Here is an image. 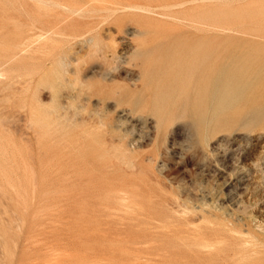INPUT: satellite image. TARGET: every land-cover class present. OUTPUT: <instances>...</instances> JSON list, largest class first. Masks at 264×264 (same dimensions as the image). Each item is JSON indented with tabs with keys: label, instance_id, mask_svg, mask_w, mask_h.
<instances>
[{
	"label": "rangeland",
	"instance_id": "1",
	"mask_svg": "<svg viewBox=\"0 0 264 264\" xmlns=\"http://www.w3.org/2000/svg\"><path fill=\"white\" fill-rule=\"evenodd\" d=\"M171 13L93 20L98 45L64 41L59 80L35 48L5 66L0 264H264V0ZM53 24L35 0H0V62ZM236 68L257 75L237 100L218 84ZM199 233L222 261L191 254Z\"/></svg>",
	"mask_w": 264,
	"mask_h": 264
},
{
	"label": "bare ground",
	"instance_id": "2",
	"mask_svg": "<svg viewBox=\"0 0 264 264\" xmlns=\"http://www.w3.org/2000/svg\"><path fill=\"white\" fill-rule=\"evenodd\" d=\"M35 1H36V3H38V5L40 7H42V6H48V7L51 8V13L54 15V19H55V24H53L52 26H50L47 29L44 26L38 27L37 34H35L33 37H30V38H27V39L23 40L22 43H20L18 45H15V47H11L10 48V53H9L10 55L5 56L4 57V61H1L0 62V83L3 82V81H6V80L7 81L8 80L13 81L14 79H18L19 78V77H15L14 78L12 76L9 77L7 75L8 72H6V70L4 68L11 61H14L15 59H17L19 55L21 56L23 54L29 53L34 48H35L34 53L37 54V55H39L40 62H42L44 60V58H47L49 56L52 57V60H53V65H52L53 66V71H52V75L57 80H59V78L61 77V73H59L58 70H59V68L66 66V64H65V60L66 59L64 60L63 56L60 53L61 50H62V45H63L64 41H66V40H69L70 42L71 41L72 42L83 41V46H84V44H92V45H95V46L98 45L97 44L98 42H96L97 40H96V37L94 35L96 30H94V28H93V26H94L93 20H95V19L98 20V18H100L102 20L101 24L105 25V24H108L113 19L114 20H117V21H121V20H134V21H136L138 19H143L144 21H150V20H152V17H154V16H159V17H163V18H172L173 15H172L171 12L173 10L183 9V8H186L187 6H191V5L193 6V5L198 4V3H205V4H207V3L211 2L212 0H158V1H156V0H35ZM25 12H27V11H25ZM87 18L91 19L92 22L87 23L90 26L84 28L83 27L84 20L87 19ZM87 48L90 49L91 47H87ZM78 60L79 59H77L75 61L78 62ZM223 77L225 79H223ZM256 79H257V75H254V76L250 77L247 74L246 69H237L236 68L232 72H230V74H228L226 76L223 75L222 77H220V80H219L218 84H219L220 88H222V89L224 88V91H225V93L227 95L226 96L227 98H231L232 97L233 99L237 100V98L239 97V95H242L244 93V89L247 88V87L252 86L256 82ZM220 97H221V95H220ZM220 99L222 100V98H220ZM4 152H6V151H4ZM133 166L134 165H131V167H133ZM140 187H138V188H140ZM111 189H113V188H111ZM114 189H116V188H114ZM118 189L119 188H117L115 191H117ZM138 190L139 189H136L135 192H137ZM122 192H123V190H122ZM137 193H139V192H137ZM137 193H135V194H137ZM135 194L134 195H131L132 196V197L130 196L131 199L129 198V201H127V202H129V204H130V206L132 208L129 207L127 209H130V210L132 209L131 210L132 213H135V215L138 217L139 216V213H144V211L146 209L144 207L143 202H141L139 196L137 197ZM125 195H126V193H125ZM120 196L121 195H119V198H120ZM124 196H123V199H121L123 201H125L124 198H128L129 197V196L124 197ZM143 196H147V195H143ZM148 197L147 198H143V200L144 199L147 200ZM149 198H151V197H149ZM123 203L125 204L126 202H123ZM128 206L129 205L127 204V207ZM167 207L165 208V210L167 209ZM160 209H163L164 210V208H160ZM157 210H158V208H157ZM167 211L168 210H166V212H164V213H167ZM148 212H149V210H148ZM158 213H159V211H158ZM147 214L149 215V213H147ZM147 214H145V215H147ZM168 214H169V212H168ZM141 215L143 216V214H141ZM153 215H155V214H152V217H153ZM164 215H166V217H167V214H164ZM142 216H140V217H142ZM169 216L171 217V215H169ZM147 219H145V221H147ZM203 219H205V218H203ZM148 220L150 221V219H148ZM170 220H173V219H170ZM153 222L154 221H153V218H152V223ZM148 223H150V222H148ZM157 223L155 222V223H153V225L154 224H157ZM208 224H210V223H208ZM157 225H154V226H157ZM161 225H160V227H161ZM135 226H136V229H135ZM163 226H165V225H163ZM141 227H142V225H141ZM147 228L148 227L145 228L147 230L146 231L147 233L146 232L145 233L148 235L149 234L148 233V230L149 229H147ZM149 228H150V226H149ZM163 228L164 227H162L161 230ZM166 228L167 227H165V230H166ZM196 228H197V226H196ZM214 228H215V226H214ZM135 230H136V233H135L134 239L132 241H134V243H133L134 246L137 247V246H139V244L141 242V239H142V237H141V231H140V219H138V218L135 220L134 232H135ZM154 230H155V228H154ZM156 230L158 231L157 227H156ZM167 230H168V228H167ZM171 230L173 231V229H171ZM197 230H198V228H197ZM209 230L210 229H208V231ZM177 232H178V230H177ZM170 233L171 232H169V235H170ZM180 233H181V231H180ZM153 234L155 236V233L154 232H153ZM165 234H167V233H165ZM171 234H173V233H171ZM178 234H179V232H178ZM191 234H193V233L191 232ZM145 235H142V236H145ZM166 236H164L163 238L166 239L167 238ZM173 236H175V237H171V238H177L178 237L177 234H175ZM179 236H180V234H179ZM181 236H180V238H181ZM185 236H187V235H185ZM192 236H190V234H189V237H192ZM194 236H196V235H194ZM132 237H133V234H132ZM184 237H182V238H184ZM144 239H146V237H144ZM189 239L192 240V241L188 240V238L185 237L184 238V242L185 243H190V242L193 243L195 241V246L198 249H197V251H194L193 250L195 253H193V251H192L191 254L192 255L195 254V256H197V258H196L197 261H205L206 258H208V259H212L211 261H217L218 262V261H222L225 258V246H224L225 245V242L212 243V242L206 240L203 237V234L200 235V233H199V236L196 238V240H193L191 238H189ZM177 240L180 241V239H177ZM185 240H188L189 242H186ZM151 241L154 242L152 239H151ZM149 242H150V240H149ZM248 245H250V244H248ZM152 246H153V244H151V247ZM149 247H150V244H149ZM185 248H187V247H185ZM147 250H148V247L146 248V252H147ZM138 251H141V253L144 252V251H142L140 249ZM136 252H137V250H136ZM146 252H144V253H146ZM136 254H138V253H136ZM161 254H163V253H161ZM141 255H139V256H141ZM136 256H134V257H136V261H139V256L138 255H136ZM250 256H251V254H250ZM149 257H151V256H149ZM147 259H146V261H147ZM153 259H154V257L152 258V260ZM150 260H151V258H150ZM133 261H135V260H133ZM239 261H248V262H244V263L242 262V263L243 264H251L249 259L248 260H245L244 258H242Z\"/></svg>",
	"mask_w": 264,
	"mask_h": 264
}]
</instances>
